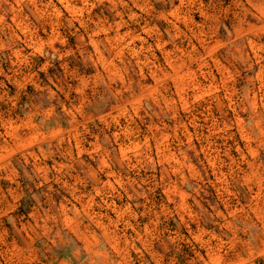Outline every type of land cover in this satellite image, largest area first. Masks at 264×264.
<instances>
[{
    "label": "clouds",
    "instance_id": "clouds-1",
    "mask_svg": "<svg viewBox=\"0 0 264 264\" xmlns=\"http://www.w3.org/2000/svg\"><path fill=\"white\" fill-rule=\"evenodd\" d=\"M158 3L0 0V16L28 10L27 31L7 22L0 28V264H47L52 246L65 236L74 250L58 257L59 264H157L149 252L157 243L168 257L164 264H172L169 246L177 241L215 257L217 264H264V0H230L228 11L239 32L229 20L219 37L215 32L193 37L205 41L192 53L206 63L207 75L199 82L211 85V94L199 102L192 98L195 91L181 92L177 71L163 58L121 57L104 31L145 19L142 28L150 26L148 34L162 41L171 33L170 26L164 32L157 28L168 18ZM102 6L120 20L109 21ZM217 39L224 43L209 55ZM8 61L15 68L6 72ZM177 61V67L191 64V57ZM37 73L52 80L30 96L27 85ZM38 181L49 191L34 192ZM53 183L59 189H52ZM177 185L189 191L194 207L181 208L178 197L169 199L165 189ZM210 186L219 188L218 200L207 194L212 211L196 199ZM252 188L259 193L251 194ZM53 191L64 202L79 195L81 205L98 195L101 213L111 210L112 201L132 208L121 218L123 227L109 221L110 238L80 217L79 227L65 224ZM221 202L227 216L219 210ZM129 220L139 231L126 236ZM195 260L209 264L203 257Z\"/></svg>",
    "mask_w": 264,
    "mask_h": 264
},
{
    "label": "rangeland",
    "instance_id": "rangeland-1",
    "mask_svg": "<svg viewBox=\"0 0 264 264\" xmlns=\"http://www.w3.org/2000/svg\"><path fill=\"white\" fill-rule=\"evenodd\" d=\"M230 0H159L157 7H161L162 10L166 11L168 18L166 21H161L160 24H157V28L161 32H164V28L170 26L169 31L171 35L165 32L163 40H157L154 36H150L148 33L152 31L151 27L142 28V25L148 23L145 19H139V22L133 21L130 25H118V27L109 32L107 28L104 29L105 33L108 34L109 38L113 40V43L116 48V54L121 57H128V59L133 61L152 59L155 57L157 60L163 58L166 61L167 65L170 68H173L177 71L178 80L180 84L181 92L195 91L196 94L192 97L195 101L199 102L202 99H206L207 95L211 94V85L202 86L199 82L201 76H206L207 73L203 70L206 68V63H198V58L192 55L201 45L205 44L203 39L196 40L193 37L200 36L202 33H211L215 32L217 37H219L223 31V25L226 24L229 20L232 21L233 26L236 31L239 32L238 20H236L232 14L228 11V5ZM22 4L23 0H13V4ZM102 14L108 18L109 21H119L120 16L116 15V12L111 8L102 6ZM27 9L24 8L23 11H17L14 9V13L9 16H0V28H4L5 22L8 25L13 27L23 28L27 31L23 16L27 14ZM97 13L101 12V9H94ZM134 12H138V9H134ZM125 20H128L129 17L125 16ZM154 23V21H153ZM43 41H41V44ZM224 41L217 39L216 46L209 50V55H212L217 51V48H220L223 45ZM256 42H253L255 44ZM97 41L93 40L92 45H96ZM90 45V47L92 46ZM43 48H38L37 51H42ZM97 51L99 48L97 47ZM152 52V56H148L147 53ZM20 53H17L19 56ZM181 55H188L191 57V64H179L177 67L178 61L177 57ZM258 55V54H253ZM42 59V58H41ZM87 61V56L84 57ZM103 59V57H101ZM216 64L218 67L221 66L222 61L217 56ZM264 63V61H261ZM107 66V65H105ZM197 66L200 71H197ZM159 67V65H157ZM9 68H15V65L8 61L5 63L4 71H9ZM11 74V73H9ZM152 76H156V72L152 73ZM52 76L50 75L48 80L45 81L42 73H37L33 76V82L27 85V92L31 96L34 91H42L45 88L46 83H51ZM7 82V81H6ZM85 87L87 86V79H83ZM9 89L13 92L15 91V85L9 83ZM23 86V85H22ZM203 87V91L200 89ZM216 91H219V88H216ZM180 99L184 100L185 109L188 107V99L186 96L181 94ZM118 119V117H116ZM191 138V137H189ZM138 146V145H137ZM48 165L51 166V161H48ZM39 184V181L37 182ZM59 184L53 183L52 189H59ZM44 189L45 192H48L49 189L47 185L39 184V188H33L34 192H38L39 189ZM169 193V199L173 197H178L182 201L180 207H194L192 205V197L189 194V191L181 189L178 185L171 190L165 189ZM251 194H258L259 188H252L249 190ZM97 192L99 190L97 189ZM211 194L214 199H219V188L217 187H207L200 191V194L196 196L197 201L209 211H212V208H209L208 195ZM75 195V194H73ZM52 199L54 202L59 204V208L64 213L63 220L65 224L69 226L77 224L79 227L80 222L84 225H88L89 221L94 224L96 228L103 230L106 237H112L114 234L111 232L109 221L114 224L117 228L123 227L121 224V218L127 216L131 211L132 206L129 204L126 208H119V201L111 202V210L101 213L98 210L97 201L99 196H94L87 200L86 204H79L81 197L75 195V200L73 201L71 197H68V201L64 202L55 191L52 192ZM43 202V201H42ZM35 201H33V204ZM216 205H213L215 208ZM83 209V215L81 213ZM93 209H97L93 211ZM219 210L224 216L228 215L229 210L225 208L224 204L219 203ZM47 211V209H45ZM239 211L238 208L233 209V214ZM43 214V213H41ZM137 219L140 217L133 214ZM107 216V220L105 219ZM77 217H80V222L77 221ZM87 217V218H85ZM186 219V217H181ZM25 219H30L25 216ZM49 227H52V224H49ZM143 227L148 230V224L145 222ZM168 227L170 231H175V223L173 221H168ZM195 228V224L192 225ZM128 232L125 233L127 236L129 233L135 229L137 232L139 229L136 228V225L133 224L130 220L127 222ZM184 235H187V229H181ZM93 236H97L98 233L92 231ZM118 241L119 237H115ZM199 237H197V240ZM171 251L169 256L171 257L172 264H197L195 257H203L204 261L209 262V264H217L215 257H209L205 255L204 252L193 251L191 246L185 241H177L175 246H169ZM133 248L138 250V246L133 245ZM155 250L149 249L151 255L156 256L157 264H164V261L168 260L167 256H162V249L157 243L154 245ZM73 244L71 239L68 236L56 245L52 246L51 252L48 253L49 260L47 264H59L58 257H64L70 255L73 251ZM134 255V253H132ZM61 264H67V262H61ZM124 264V262H122ZM130 264V262H128Z\"/></svg>",
    "mask_w": 264,
    "mask_h": 264
}]
</instances>
